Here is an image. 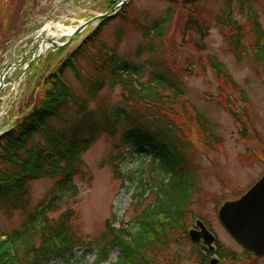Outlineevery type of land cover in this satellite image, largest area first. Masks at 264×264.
I'll return each mask as SVG.
<instances>
[{
	"label": "trees",
	"instance_id": "16d2710c",
	"mask_svg": "<svg viewBox=\"0 0 264 264\" xmlns=\"http://www.w3.org/2000/svg\"><path fill=\"white\" fill-rule=\"evenodd\" d=\"M116 1L108 4V8ZM251 1L239 0L238 4L248 29L235 17L232 0H227L226 6L214 16V23L223 31L236 62L248 60L264 70V28ZM110 17L101 18L93 31L44 76L45 89L37 102L0 135V205L8 216L16 210L22 215L11 230L0 228V264H52L55 260L70 263L78 260L74 251L79 246L85 248V253L95 255L91 264H154L191 215L189 205L197 187L189 161V141L176 121L178 110L186 111V86L176 73L154 58L133 61L120 57V32L113 45L102 41L101 28ZM123 19L129 21L126 16ZM131 22L147 40L148 51L152 53V41L162 39L168 20L150 24ZM182 32L197 50L205 49L209 27L196 8H188ZM142 49L138 46V55ZM81 57L93 75L80 72ZM209 66L220 85L238 88L220 62L209 59ZM68 68L75 72L89 98L95 100L104 87L112 90L119 87L120 102L110 108L99 104L91 108L89 101L76 95L67 84L64 72ZM224 105L245 137L246 125L233 102L226 100ZM193 109L203 145L214 150L221 137L206 113ZM243 113L247 116L245 110ZM118 132L120 143L130 155L138 157L140 164L135 173L122 174L115 163L117 176L134 183L135 207L142 205L146 191L153 193L154 199L132 221L120 223L118 228L111 225L113 215L100 237L88 243L73 231L72 208L57 216L53 214L69 193L77 194L74 177L83 173L82 154L100 135L115 136ZM116 157L123 158L120 154ZM144 159L148 161L147 168ZM45 176L55 179V193L31 207L27 185ZM112 249L117 250V257L110 263ZM193 253L200 258V264H209L212 252L203 244L194 242ZM214 253L227 257L232 252L224 251L217 242Z\"/></svg>",
	"mask_w": 264,
	"mask_h": 264
},
{
	"label": "rangeland",
	"instance_id": "374dc122",
	"mask_svg": "<svg viewBox=\"0 0 264 264\" xmlns=\"http://www.w3.org/2000/svg\"><path fill=\"white\" fill-rule=\"evenodd\" d=\"M114 0H0V72L10 63V69L4 76L5 86L0 91V132L6 131L39 99L44 91V76L85 36L98 25L92 23L80 34L74 36L63 47L48 48L37 56V35L48 31L42 30L46 23L76 26L80 21L88 20L98 14L111 12L108 4ZM117 0L115 4L120 2ZM128 0L110 15L100 33V39L111 46L118 32L121 42L118 54L123 59L133 61L153 60L171 69L186 86L184 97L186 111L178 110L176 118L189 141V161L193 171L197 193L189 205L191 215L177 229L171 242L156 258L154 264H200V258L193 253V241L186 235L200 219L214 233L221 247L232 252L226 258H219L218 264H264V256L254 257L246 253L220 223L217 211L229 200L243 195L264 173V70L255 67L252 62H236L228 50L223 31L214 23V16L225 6L227 0ZM239 0H232L231 8L235 17L248 29L245 16L239 14ZM251 6L259 15L264 28V0H252ZM188 8H196L200 18L208 25L209 34L204 39L205 49L197 50L189 42L182 27ZM110 14V13H109ZM126 16L129 21H125ZM159 19H167V29L161 40H153L154 51H148L147 40L135 28L132 20L141 24H150ZM54 38L64 41L67 36ZM250 41L248 36L247 42ZM138 46H142L140 54ZM209 59L220 62L228 71L238 88L233 90L220 85ZM80 72L93 75L84 58H79ZM64 78L73 92L89 101L91 108L96 104L110 108L120 102L119 87L113 90L104 87L93 100L87 90L70 68L64 72ZM17 82L10 83L9 80ZM228 100L233 102L241 121L246 125L245 137L240 127L224 108ZM228 105V103H227ZM204 111L211 120L221 143L209 150L203 145L202 136L193 120L194 109ZM245 110L247 116L243 113ZM120 132L115 136L102 134L82 154L83 173L74 177L77 194L67 195L60 209L53 213L72 208L73 231L83 241L93 242L106 229V222L118 228L126 224L146 204L154 199L153 193L143 195L142 205H134V183L119 177L114 164H118L122 174L136 172L140 161L130 155L120 143ZM38 136V135H37ZM123 156L122 160L116 157ZM115 157V158H113ZM113 158V159H112ZM148 161L144 159V167ZM147 170L145 178L147 177ZM55 179L41 177L28 183L30 206L47 200L55 193ZM21 213L13 211L8 216L0 205V228L11 230L21 220ZM79 246L74 253L78 260L64 263L55 260L52 264H91L93 253H85ZM230 256L235 257L232 259ZM117 257V250L112 249L110 263ZM104 264H108L104 263Z\"/></svg>",
	"mask_w": 264,
	"mask_h": 264
},
{
	"label": "water",
	"instance_id": "95a60500",
	"mask_svg": "<svg viewBox=\"0 0 264 264\" xmlns=\"http://www.w3.org/2000/svg\"><path fill=\"white\" fill-rule=\"evenodd\" d=\"M127 1L121 0L113 5L110 11H115L120 4ZM109 13L98 14L81 22L64 42L59 43L50 38L44 39L55 47L64 46L86 26L103 16L109 15ZM218 218L227 232L243 248L256 256L264 255V173L241 197L224 202L218 209ZM195 225L196 228L188 230L190 240L194 242L202 241L209 250H214L215 236L206 228L201 220H196ZM216 263V258L211 259L209 262V264Z\"/></svg>",
	"mask_w": 264,
	"mask_h": 264
},
{
	"label": "bare ground",
	"instance_id": "6f19581e",
	"mask_svg": "<svg viewBox=\"0 0 264 264\" xmlns=\"http://www.w3.org/2000/svg\"><path fill=\"white\" fill-rule=\"evenodd\" d=\"M43 28L48 31V35L55 36V37L68 36L74 30V26L64 25V24H60V23H55L52 26L49 23H46ZM50 46H51V44L48 41L44 40L43 43H41L39 45L38 49L41 52H44Z\"/></svg>",
	"mask_w": 264,
	"mask_h": 264
}]
</instances>
